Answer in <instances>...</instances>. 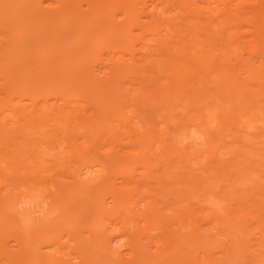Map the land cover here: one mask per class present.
<instances>
[{
    "label": "bare ground",
    "instance_id": "bare-ground-1",
    "mask_svg": "<svg viewBox=\"0 0 264 264\" xmlns=\"http://www.w3.org/2000/svg\"><path fill=\"white\" fill-rule=\"evenodd\" d=\"M0 74V165L6 170L0 167V264H256L255 259L264 264V198L254 199L264 197V127L258 134L251 130L259 138L252 134L255 142L220 118L236 117L237 111L240 117H264V0H0ZM174 107L215 119V132L203 134L206 150L188 153L183 145L179 151L175 131L165 127L148 138L145 129L142 138L149 143L141 142L135 153L129 123L121 122L124 133L116 129L129 142L111 125L104 129L109 117H176ZM73 119L81 122L73 125ZM43 126L50 127L40 130ZM31 134L37 140L62 134L50 138L64 140V146L54 144L66 155L59 158L62 150L54 144L36 143L47 149L41 147L40 155L36 141L24 144ZM154 154L163 167L158 158L149 166ZM36 156L60 169L49 167L52 175L26 171L25 157L35 169L36 161H44ZM235 159L259 172L254 169L249 180L244 172L239 176ZM251 167L246 172L253 173ZM226 169L238 175L232 179L239 189H232L247 187L245 197L251 199H245L256 201L258 209L244 202L245 192L241 202L233 190L230 195L238 199L226 204L229 196L220 194L229 191L226 177L218 182L224 186L221 206L218 190L217 200L212 190L214 196L205 195L207 187L201 195L209 204L198 201L197 188ZM26 183L43 188L33 192V202L28 190L34 189L28 185L25 191ZM234 203L240 213L235 207L233 217L228 212ZM224 204L233 205L228 210ZM14 212L20 218L32 214L37 222L45 216L43 225L48 217L47 225L39 222L35 234L36 227L19 223ZM61 239L68 243L64 256L67 243L65 250L56 246Z\"/></svg>",
    "mask_w": 264,
    "mask_h": 264
},
{
    "label": "rangeland",
    "instance_id": "rangeland-1",
    "mask_svg": "<svg viewBox=\"0 0 264 264\" xmlns=\"http://www.w3.org/2000/svg\"><path fill=\"white\" fill-rule=\"evenodd\" d=\"M0 75H1V74H0ZM3 76H4V75H3ZM5 77H8V75H7V76L5 75ZM1 79H2V78L0 77V83H1V85H4V84L2 83L3 80H2V82H1ZM3 79L5 80L6 78H3ZM5 82H7V81L5 80ZM183 101H184V102H182V103L184 104L183 106H185L188 100H187V99H184ZM203 104H204V103H203ZM201 106H202V105H201ZM225 106H227V105H225ZM226 108H227V107H225V110H226ZM171 109H172V108H171ZM174 109H175V112H177V114H178V115L175 114L176 117H172V116H171V117H159V116H158V117H157V116H156V117H120V118H117V117H109V118H110V119H109L110 122L107 121V119H106V121H105V119H104L103 122L105 121L106 123L109 122V123H111V124H108V123H107L108 125H105V123H103L104 126H105L104 129L106 128V126L109 127V125H111V127H109V129H110L111 131H112V129L114 128V129H115L114 131L117 132V130H120V132L123 131V133H124V130L120 129V127L122 126L121 122H125V124H128V123H129V124L131 125V127H133V128L135 129V135H134L135 137L133 136V138H131V140H132L131 142L133 143V144H131V145L134 146V147L131 146V148H134L132 151H134L135 153H136L135 149H136L138 146L141 145V142H143V144H147V143H149V140H148V139H145V138H148V135H150V136L152 137V135H154L153 132H154V133H159L160 130H162L163 132H165V130H166L167 127H168V128L170 127V128H172V130L175 131V132H173V133H174V135H175V139H176V140H173V142H174V143L177 142L178 139H179V141L177 142V144H179V142H180V143L182 142L181 144H179L180 146H179V145L176 146V145H177L176 143L174 144L175 147L178 148V150H179V147H181V148H184V147H185V149H186L185 152L187 151L188 153H190V152L193 153V150H194V152H196V149H195V148H198V150H199V148H200L199 151H204V150H206L207 147H205V146H207V143H206V140L204 139V135H203V134H204L205 132H207V131H208V132H213V131L215 132V130H214V128L216 129V126H215V125H216V123H215L216 121H215V119H213L212 117H200V116H199V111L196 110V109H194V108H190V109H188L189 112H188L187 114H186V113L184 114V112H186V110H185L184 107H182V108H180V107H178V108L174 107ZM168 110H169L170 112H172V110H170V109H168ZM168 110H167V111H168ZM170 112H168V113H170ZM173 112H174V111H173ZM175 112H174V113H175ZM172 115H174V114L172 113ZM175 115H174V116H175ZM183 115H184V116H183ZM186 115H187V116H186ZM235 115H236V117H220V118H221V120L224 118V119H223L224 122H222L223 125H225L226 127H228L229 129H231V130L234 131V132H235L236 130H240V131H238V132L241 133V132H243L242 129H244L243 135H244V133H245V135H246V133L248 134V136H247V138H246L247 140H248V138L253 137L254 134H255V136H256V135L259 133L260 129H261L262 127H264V123H263V122H264V117H255V116L252 117L253 113H249L248 115H245L244 117H240V113H239L238 111L235 113ZM237 115H238L239 117H237ZM177 116H178V117H177ZM185 116H186V117H185ZM190 116H191V117H190ZM104 118H105V117H104ZM107 118H108V117H107ZM111 120H112V121H111ZM262 121H263V122H262ZM24 122H25V125H26L27 128H28V126L30 125L29 122H27L26 120H25ZM78 122H81V120H79V119H75V120L73 119V120H72V124H73V125L77 124ZM82 123H83V119H82ZM52 124H53V123H51V125H52ZM72 124H71V126H72ZM103 124H102V125H103ZM123 124H124V123H123ZM125 124H124V125H125ZM124 125L122 126V128L124 127ZM249 126H250V127H249ZM254 126H255V128H254ZM48 127H50V126H48ZM48 127H44V126H43V127H40V130H45V128H48ZM108 127H107L106 129H108ZM118 127H119V129H118ZM165 127H166V128H165ZM246 127H247V128H246ZM256 127H258V129H257ZM150 128H151V130H150ZM168 128H167V129H168ZM237 128H238V129H237ZM251 128H252V129H251ZM259 128H260V129H259ZM29 129H30V128H29ZM32 129H33V128H32ZM51 129H53V128L51 127ZM51 129H50V130H51ZM106 129H105V131H108V130H109V129H108V130H106ZM116 129H117V130H116ZM145 129H146V131H147V133H148L147 135H145V134H146V132H144ZM247 129H250V131H251V130L255 131V129H256L257 134L255 133L256 131H255L254 134H253V131L250 132V131L247 130ZM34 130H35V129H33V130L30 129V131H34ZM245 130H246L247 132H245ZM258 130H259V131H258ZM261 130H262V129H261ZM48 131H49V130H47V132H48ZM51 131H53V130H51ZM51 131H50V132H51ZM116 132H115V133H116ZM150 132H152V134H151ZM214 132H213V133H214ZM248 132H249V133H248ZM48 133H49V132H48ZM113 133H114V132H113ZM35 134H36V133H35ZM116 134L121 135V133H119V131H118ZM141 134H142V135H141ZM143 134H144L146 137H145ZM176 134L178 135L179 138H176V137H177ZM252 134H253V135H252ZM32 135H34V134H31V136L29 135V137H28V136H27V137L24 136V137H25V138H24V144H25L26 140H30L29 142H31V144H32V141H36V142H35V145H36V143H37V144L39 143L38 145H40V143H42V144H43V143H45V144H46V143H47V144L50 143V144H48V145H53L56 141L59 140V139H58V140H56V141L53 143V141H54L55 139H51V138H50V137H53L54 135H58V134H51V135L49 134L50 137H49V136H44L43 139H42V138H39V140H37V137H36V136L32 137ZM61 135H62V134H61ZM61 135L54 136V137H56V139H57L59 136L61 137ZM103 135H107V134H103ZM249 135H250V136H249ZM251 135H252V136H251ZM142 136L145 137V138L143 137L145 140H143ZM255 136L253 137L254 139H255ZM38 137H40V136H38ZM103 137H104V136H103ZM105 137H107V136H105ZM109 137H110V136H109ZM120 137H121V138H119V139H121L123 143L126 142V141L129 142V140H130V139H128V138H127V140L124 139V138H126V137H124V135H123V137H122V135H121ZM44 138H45V139H44ZM63 138H64V137H63ZM107 138H108V137H107ZM256 138L259 140L258 136H256ZM40 139H41V140H40ZM46 139H47V140H46ZM102 139H103V138H102ZM104 139H106V138H104ZM104 139H103V140H104ZM108 139H109V138H108ZM108 139H106V141H107ZM113 139H114V138H113ZM153 139H155V138H153ZM227 139H229V138L227 137ZM227 139H226V140H227ZM254 139H253V140H254ZM262 139H263V138H261L260 140H262ZM109 140H110V139H109ZM125 140H126V141H125ZM150 140H151V139H150ZM63 141H64V140H62V144L59 143V142H56V143H57V144H61L62 146H64L65 144L63 145V143H65V142H63ZM81 141H82V140H81ZM81 141H80V142H81ZM101 141H102V140H101ZM111 141H112V140H111ZM133 141H134V142H133ZM154 141H155V140H154ZM245 141H246V140H245ZM249 141H251V139H249ZM249 141H248V142H249ZM29 142H27V143L29 144ZM82 142H83V141H82ZM107 142H109V141H107ZM119 142H120V141H119ZM131 142H130V143H131ZM253 142H254V141H253ZM255 142H256V139H255ZM255 142H254V143H255ZM33 143H34V142H33ZM109 143H110V142H109ZM111 143H112V142H111ZM120 143H121V142H120ZM123 143H122L123 146H124V145H127V143H125V144H123ZM135 143H137V144H135ZM185 143H187V144L185 145ZM241 143H242V142H241ZM241 143H239V144H241ZM250 143H251V142H250ZM254 143H253V144H254ZM28 144H27V145H28ZM31 144H30L29 146H27V147H30V148H29L30 150H31L32 147H33V146L31 147ZM45 144H43V145L45 146ZM128 144H129V143H128ZM143 144H142V145H143ZM38 145H36V146H38ZM43 145L38 146V148L40 147V148H39V154H40V155L43 154V152H44V151L42 150V152L40 153V151H41V147H42V149L44 148ZM54 145H55V144H54ZM54 145H53V146H54ZM118 145L121 146V144H118ZM142 145H141V146H142ZM183 145H184V147H183ZM190 145H191V146H190ZM237 145H238V144H237ZM248 145H249V144H248ZM255 145H256V147H258V146L260 147L261 144H259L258 146H257V144H255ZM255 145H254V148H255ZM55 146H56V148L53 147V148H55V149H57V148H60V149H61V148H62V147H60L59 145H58L59 147H58L57 145H55ZM128 146H129V145H128ZM135 146H136V147H135ZM141 146H140L139 148H141ZM154 146H156V147L158 148V145H157V144H155ZM187 146H189V147H187ZM193 146H195L194 149L191 148V147H193ZM238 146H239V145H238ZM245 146H246V143L244 144V147H245ZM251 146H253L252 143H251ZM262 146H263V145H262ZM232 147H233V148L236 147L235 144H234V146H232ZM45 148H49V147H48V146H47V147L45 146ZM45 148H44V150H47V149H45ZM109 148H110V146H108V149H109ZM157 148H156V149H153V151H155V150L157 151ZM165 148H166V147H165ZM181 148H180V149H181ZM190 148H191V149H190ZM202 148H203L204 150H202ZM237 148H238V147L234 148V150L237 149ZM246 148H247V147H246ZM24 149L26 150L25 146H24ZM50 149H51V148H50ZM173 149H174V148H173ZM175 149H176V148H175ZM255 149L257 150V148H255ZM261 149H262V147H261ZM261 149L258 148V150H261ZM263 149H264V148H263ZM35 150H36V147H35L34 150H32V151H35ZM57 150H58V149H57ZM61 150H62V149H61ZM244 150H245V149H244ZM246 150H247V149H246ZM246 150H245V151H246ZM48 151H49V149H48ZM48 151H47V152H48ZM50 151H51V150H50ZM50 151H49V153L51 154V153H53V152L55 153L56 150L51 151V152H50ZM62 151H63L62 154L59 153V152H62ZM62 151H59V152H58V154H60V155H58V157L61 156V155H62V157H63V154H64V153H65V155H66V153H67L66 151H67V150L65 149V151H64V150H62ZM137 151H138V149H137ZM179 151H183V150L181 149V150H179ZM189 151H190V152H189ZM150 152H151V151H150ZM150 152H149V153H150ZM256 152H257V151H256ZM256 152H255V153H256ZM259 152H260V151H259ZM25 153H29L28 148H27V151L24 152V155H25ZM44 153H45V152H44ZM182 153H183V152H182ZM205 153H206V152H205ZM205 153L202 152V154H201V158L199 157V158H200V161H201L202 158H204V157L206 156ZM30 154H31V153H30ZM30 154H26V157L29 158L30 156H27V155H30ZM33 154L36 155L35 152H34ZM37 154H38V152H37ZM39 154H38V155H39ZM56 154H57V153H56ZM151 154H152V152H151ZM151 154H150V155H151ZM203 154H205V155H203ZM261 154H262V153H261ZM261 154H260V156H262ZM67 155H68V154H67ZM154 155H155V154H154ZM202 156H203V157H202ZM26 157H25V158H26ZM32 157H35V156H32ZM36 157H37V156H36ZM38 157H39V156H38ZM38 157H37V159H39V161H40L41 159L44 158V157H41V156H40L41 158H40V157L38 158ZM46 157H47V156H46ZM51 157H53V156H51ZM256 157L258 158V156H256ZM25 158H24V167H25V170H26V169L29 170V169L31 168L32 170H34V172L36 171V172L41 173V172L43 171L42 173H44V172L47 173V172H48L47 174H46V173H45V174H46V175H50V172H51V171L54 170V172H55V171H57L58 168L60 167V165H59L58 168L55 167L56 165H54V162H51L50 164H53L54 167H55V169L57 168V169L55 170L53 167H51V165H50V166H47V165L45 164V163H46L45 161H46L47 159L50 158L49 155H48V158H46V160H45V158L43 159V160H44L43 162H42V160H41L40 162H38V163H37V161L35 162V163H36V164H35V165H36V169H35L34 164H33L34 161L31 162V161L28 160V158H26V159H25ZM59 158H60V157H59ZM155 158H158L157 155H155L153 158H151V159H154V160H153L152 163H150L151 165H149V164H148V165H149V166H153V164L155 165V162L157 163L158 161H160V162H161V163H160V166L163 167V166H162L163 159L160 160V156H159V158L157 159L158 161H155ZM161 158H162V157H161ZM240 158H241V157H240ZM253 158H254V157H253ZM29 159L32 160V159H34V158H29ZM237 159H239V158H237ZM258 159H259V158H258ZM35 160H36V159H35ZM49 160H50V159H49ZM202 160H203V159H202ZM204 160H205V158H204ZM239 160H241V159H239ZM239 160H236V159H235L234 161L232 160V161H233L232 163H234L233 165H235V161H236V163H237L238 165H239V163L241 162L239 166H238V165H237V166L235 165V168H236V169H241V171H242V170H244V171L241 172L240 170H235V169H234V170L236 171V173H237L239 176H240L241 173H242L241 176L244 175V174H243V172H244V173L246 174V175H244V177L246 176L247 179H248V178H249V177H248L249 174H254L255 171H256L255 173L259 172V171L256 169L257 167L253 168V166H254V165H253L252 167L249 166V168H250V167L252 168L253 173H248L249 168H248L247 165H248V162H249V161L247 162V160H246L247 164L245 163V166H244V163H243V162H245V160H244V161H240V162H238ZM47 161H48V160H47ZM59 161L63 162V161H62V158H61V160H59ZM150 161H151V160H149V162H150ZM255 161H258V160H255ZM44 162H45V163H44ZM49 162H50V161H49ZM88 162L91 163V162H94V161H88ZM39 163H40V164H39ZM43 163H44L46 166H45ZM59 163H60V162H59ZM85 163H86L87 165L90 164V163H87L86 160H85ZM242 163H243V166H242ZM30 164H31V165H30ZM48 164H49V163H48ZM81 164H82V163H81ZM86 164H85V165H86ZM92 164H93V163H92ZM92 164H91V165H92ZM144 164H145V166H146V163H145V162H144ZM164 164H165V161H164ZM37 165H39L38 168H37ZM43 165H44V166H43ZM73 165L78 166V165H80V164H73ZM83 165H84V164H82V166H83ZM87 165H86V166H87ZM91 165H90V166H87V167H91ZM137 165L140 166L139 164H136L135 166H137ZM141 165H143V164H141ZM233 165H232V166H233ZM4 166H5V165H4ZM4 166L1 167V165H0L2 171H6V170H3V167H4ZM82 166H80V168H83ZM232 166L229 167L228 172H229V170L233 169ZM240 166H241V167H240ZM39 167H40L41 169H39ZM49 167H50L51 169H53V170L49 169ZM143 167H144V166H143ZM146 167H148V166H146ZM161 167H160V169H162ZM233 167H234V166H233ZM237 167H238V168H237ZM239 167H240V168H239ZM139 168H140V167H139ZM139 168H137V173H142V172H141V171H142V168H141V169H139ZM227 168H228V167H227ZM246 168H248V171H247V172H246V170H247ZM259 168H260V167H259ZM259 168H258V169H259ZM59 169H60V168H59ZM61 169H62V167H61ZM254 169H255V171H254ZM38 170H39V171H38ZM252 170H250V171L252 172ZM7 171H9V172L11 173L10 170H7ZM26 171H27V170H26ZM29 171H30V170H29ZM139 171H140V172H139ZM143 171H144V170H143ZM237 171H239V172H237ZM225 172L227 173V169L224 171V173H225ZM230 172H231V171H230ZM233 172H234V171L232 170V173H233ZM3 173L5 174V172H3ZM21 173H22V172L19 171V174H21ZM224 173H223L224 176H223L221 173H219V175L221 174V176H223V177H221V176H219V175H216V176H218V177L213 178V179H214V182H212L211 184L214 185V183H216V182L218 183V182H219V178H220V180L222 179L221 181H222V183H223V182H225V181H223V178L226 177V179L228 180V181L226 180V181H227L226 183L228 184V186H227L225 183H224V184H225V187H226V186L229 187V188H228L229 191L225 192L227 195H226L225 193L222 195V192H224L225 190H224V191L221 190L222 192L219 190L220 188L222 189V188L224 187V186L221 187V185H220V184H222L221 181H220V183H218V184L216 183V184L219 186V188H217L218 186H217L216 184H215V186H213V185H211V184L209 183V181H207L208 179H206L205 182H204V184H206V185L204 186V184L202 183V184H203L202 186L204 187V189L202 190L203 187L200 186V187H198V188H199V192H198V188H197V190H196V192H195V193L200 194V196L197 195V194L194 195V196H198V197L200 198V199L198 200L199 202H202V201H203V200H202V195H201V194L204 195V193H205L204 191H206V189L209 188V189H207V192H208V193H205V195H206V194H209V192H210L209 190H212L213 193H215V190H218V194L221 192V193H220L221 196H229V198L227 197L228 201L225 200V201H226V204H227V202H228V203H229V202H232V203H233V201L235 200L236 197H235V195H233V197H234V198H233V197L230 195V193H231V192L234 193V191L237 192V189H239V188L237 187V183H236V185L234 184L235 182H233V179H232V178H233V175H235L236 177H238V175H236V174H234V173H233V174H232V173L228 174L229 176L232 175V176L230 177L231 180L229 181V177H228V175H227L226 173H225V174H224ZM6 174H7V173H6ZM12 174H13V172L11 173V175H12ZM24 174H25V173H24ZM52 174H53V172H51V175H52ZM7 175H8V174H7ZM42 175H43V174H42ZM247 175H248V176H247ZM255 175H257V174H255ZM250 176H251V175H250ZM227 177H228V178H227ZM236 177H234V179H235V180H238ZM246 177H245V178H246ZM217 178H218V179H217ZM240 178L242 179V177H240ZM254 178H256V177H253V179H254ZM213 179H212V181H213ZM247 179H245V181H246ZM210 180H211V179H210ZM217 180H218V181H217ZM224 180H225V179H224ZM235 180H234V181H235ZM242 180H243V179H242ZM248 180H249V179H248ZM248 180H247V181H248ZM250 180H251V179H250ZM254 180H256V179H254ZM25 181H27V180H25ZM25 181H24V182H25ZM28 181H29V180H28ZM116 181H118V184L120 183V179H119V180L116 179ZM238 181H239V180H238ZM245 181H244V182H245ZM251 181H253V180H251ZM251 181H249L250 186L253 185V184L255 183V182L253 183V182H251ZM29 182H30V181H29ZM29 182H27V183H29ZM31 182H32V181H31ZM232 182H233V184H232ZM27 183H26L27 186L24 185V187H27V188H25V191L28 190V185H30V186H29V189H30V187H31V185H32L31 183H30V184H27ZM242 183H243V182H242ZM242 183H241V184H242ZM246 183H247V182H246ZM252 183H253V184H252ZM24 184H25V183H24ZM208 184H209V185H208ZM255 184H256V183H255ZM229 185H230L231 187H230ZM233 185L236 186L237 189H235V190L232 189V186H233ZM248 185H249V184H248ZM32 186H34V184H33ZM209 186H210V187H209ZM242 186H243V184H242ZM242 186H239V187H242ZM246 186H247V185H246ZM254 186H258V185H254ZM254 186H253V188H251V189H254ZM34 187H36V186H34ZM205 187H207V188L205 189ZM31 188H32V187H31ZM171 188H172V189H177V188H175V187H170L169 190H171ZM243 188H244V187H243ZM257 188H258V187H257ZM32 189H34V191H32V192L28 190V193H31V194H29V196H28L29 198H28V199L31 200V201H32V199H31L32 196H31V195H34V193H35V194H36V193H40V191L43 190V188H42L41 186H39V187L36 188V189H35V188H32ZM224 189H225V188H224ZM30 190H31V189H30ZM226 190H227V188H226ZM230 190H233V191L230 192ZM245 190H246V191H244V190L241 189V188H240V190H238V192L241 193V195H240L238 192H237V194L235 193L236 196L239 198V200H240L241 202H242L245 198H248V197H249V196H248V197H245V196L250 195V194H247V192H248V193L251 192V191H250V192L247 191V190H248L247 187H245ZM249 190H250V189H249ZM15 191H16V190H15ZM202 191H203V192H202ZM212 191L210 192L211 194H213ZM219 191H220V192H219ZM33 192H34V193H33ZM41 192H42V191H41ZM243 192H245L246 195H244V196L242 197V195L244 194ZM15 193H17V192H15ZM32 193H33V194H32ZM165 193H166V192H165ZM242 193H243V194H242ZM211 194H210V195H211ZM220 194H219L218 197H219V201H221V203H220V202L218 203L216 200H215V201L212 200V201H213V204H214L215 202H217V204H219L220 206L222 205L223 197L221 198V199H222V200H221V199H220ZM238 194H239L240 196H239ZM36 195H37V194H36ZM210 195H207V197H206V196H205V197L208 199V198L210 197ZM157 196H158V195H157ZM208 196H209V197H208ZM211 196H212V195H211ZM213 196H214V194H213ZM216 196H217V191H216V193H215V198H216ZM158 197H160V195H159ZM203 197H204V196H203ZM218 197L216 198L217 200H218ZM230 197H231V199H230ZM240 197H242L243 200H242ZM257 197H260V196H257ZM257 197H256V198L254 197V199H255V200H258V201H263V198H264V197H260L262 200H261L260 198L257 199ZM35 198H36V197H35ZM40 198H41V197H40ZM160 198H162V197H160ZM215 198L213 197V198H211V199H215ZM238 198H236V200H237ZM249 198H250V197H249ZM38 199H39V198L37 197V200H38ZM211 199H210V200H211ZM224 199H226V198L224 197ZM229 199H230V201H229ZM250 199H251V198H250ZM259 199H260V200H259ZM33 200H34V199H33ZM39 200H40V199H39ZM204 200H205V199H204ZM239 200H238V202H239ZM245 200H247V199H245ZM245 200H244V202H248L249 205L252 203V207H253V208L255 207L256 209H258V206H257L258 204L255 203L256 201L253 202V201H248V200L245 201ZM28 202H29V201H28ZM32 202H33V201H32ZM199 202H198V203H199ZM203 202L207 203L206 201H203ZM203 202H202V204H203ZM234 202H235V201H234ZM244 202H243V204L245 205ZM248 203H246V204H248ZM254 203H255V204H254ZM195 204H196V202H195ZM199 204H200V203H199ZM202 204H200V205H202ZM207 204H209V203H207ZM207 204H206V205H207ZM217 204L215 203V207L217 206ZM226 204H224L225 206H223V207H226V208H227V206H228L229 204H228V205H226ZM236 204H237V202H236ZM238 204H239V203H238ZM232 205H233V204H232ZM232 205H229L228 207H231ZM234 205H235V203H234ZM194 206H195V205H194ZM197 206H199V205H197ZM220 206H218V207H220ZM237 206H238V205L232 206V207H234V210H233V208H232V210L230 209V211L228 212L229 214H232V213H233V217L237 215V214L234 215L235 210L237 211V209H235V207L237 208ZM256 206H257V207H256ZM20 207H21V206H20ZM20 207L18 206V210H21ZM199 207H202V206H199ZM199 207H198V208H199ZM204 207H205V208H204ZM204 207H202V208L208 211L209 206H207V207L204 206ZM213 207H214V205H213ZM215 207H214V208H215ZM218 207H217V209H218ZM252 207H251V209H252ZM19 208H20V209H19ZM226 208H223V209H226ZM248 208H250V207H248ZM255 208H254L253 210H255ZM203 209H202V210H203ZM215 209H216V208H215ZM215 209L212 208V210H210V211H213V210H215ZM227 209L229 210V208H227ZM239 210H240V209H239V206H238V214L240 213ZM263 210H264V209H263ZM21 211H22V210H21ZM203 211H204V210H203ZM203 211H201V212H203ZM210 211H209V212H210ZM215 211H216V210H215ZM232 211H234V212H232ZM19 212H20V211H19ZM198 212H199V211H198ZM201 212H200V213H201ZM204 212H205V211H204ZM231 212H232V213H231ZM262 212H263V211H262ZM17 213H18V212H17ZM163 213H167V211H165V212L163 211ZM169 213H171V211H169L167 214H165V216H166V215H169ZM200 213H199L198 215H200ZM206 213L208 214V212H206ZM206 213L204 214V216L206 215ZM236 213H237V212H236ZM172 214H173V212H172ZM172 214H171V215H172ZM22 215H23V211H22ZM37 215H38V214H35L34 216H37ZM41 215H42V214H41ZM202 215H203V214H202ZM240 215H241V214H240ZM12 216L15 217L19 223H22V221H23L22 224H23L24 226H29V227L34 226V227H36V228L33 227L34 230L37 229V231H35V234H36V233L38 234V228H40L41 226H44L45 224L47 225V219H48V217H47V219H46V221H45V224L43 225V223H44V217H45V216H44V217L42 216V218H41L42 220L40 219V220H38V222L36 221V220H37L36 218H31L32 214H31L30 216L24 217L25 219H24L23 217H22L23 219L20 218V217H21V216H20V213L16 214V212H14V213L12 214ZM23 216H24V215H23ZM227 216H228V214H227ZM230 216H232V215H230ZM230 216H229V218H232V217H230ZM250 216H251V215H250ZM225 217H226V215H225ZM39 218H40V217H39ZM226 218H228V217H226ZM226 218H225V219H226ZM20 219H21V221H20ZM30 219H31V220H30ZM33 219H34V221H33ZM25 220H26V221H25ZM172 221H173V220H172ZM227 221H229V220H227ZM29 222H31V223H29ZM39 222H40V224L43 222V223L40 225V227L37 226V224H38ZM168 222L170 223L171 220H168ZM228 223L231 225L230 222H228ZM171 224L173 225L172 228H174L175 226H174L173 222H171ZM35 225H36V226H35ZM38 225H39V224H38ZM46 225L44 226V228L46 227ZM10 226H11V225H10ZM21 226H22V225H21ZM24 226H23L22 228H24ZM11 227H12V226H11ZM37 227H38V228H37ZM41 228H43V227H41ZM9 229H11V228H9ZM25 229L28 230V227H27V228L25 227ZM25 229H24V230H25ZM231 229H232V227H231ZM27 230H25L24 232L27 233V232H28ZM29 230H30V229H29ZM31 230H32V229H31ZM31 230H30V231H31ZM42 230H43V229H42ZM42 230L40 229L39 231L42 232ZM232 230H233V229H232ZM10 231H11V230H10ZM10 231H8V232H10ZM13 231H14V228H13ZM13 231H12V232H13ZM30 231H29V233H30ZM32 232H33V231H32ZM41 232H40V233H41ZM238 232H239V231H238ZM42 233H43V232H42ZM156 233H157V232H152V234H156ZM31 234H32V235H35V234H33V233H31ZM38 235H39V234H38ZM35 236H37V235H35ZM30 237H31V236H30ZM32 237H34V236H32ZM61 240H62V239H61ZM66 241H67L66 239H63V240L60 241V242L58 241L59 243L56 244L57 248H59L58 246H62V248L60 247V249H63V248H64V250H65L66 247H67L66 251H62V250H61L62 252H60V254L63 255V256H64L65 253L69 250V249H68V243H67ZM66 243H67V245H66V247H65V244H66ZM63 246H64V247H63ZM119 246H120V244H119ZM120 249H121V250H124L125 248L121 247ZM64 252H65V253H64ZM216 252H217V250H216ZM216 252H214V256L216 255V254H215ZM62 253H64V254H62ZM217 253H219V252H217ZM219 254H220V253H219ZM182 255L184 256V255H186V254L184 253V254H182ZM174 256L176 257V254H175ZM125 258H126V257H125ZM125 258H124V259H125ZM126 259H127V258H126ZM255 260L257 261L256 264H259L258 262H260L261 259H258V260L255 259ZM255 260H254V261H255ZM256 261H255V262H256ZM255 262H254V263H255ZM260 263H261V262H260ZM110 264H111V263H110ZM261 264H262V263H261Z\"/></svg>",
    "mask_w": 264,
    "mask_h": 264
}]
</instances>
